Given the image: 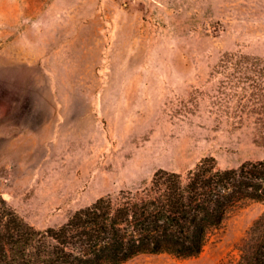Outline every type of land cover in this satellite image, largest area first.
Masks as SVG:
<instances>
[{
    "label": "rangeland",
    "instance_id": "1",
    "mask_svg": "<svg viewBox=\"0 0 264 264\" xmlns=\"http://www.w3.org/2000/svg\"><path fill=\"white\" fill-rule=\"evenodd\" d=\"M205 156L264 158V0H0V194L23 219L59 226ZM263 212L235 208L196 256L119 264H234Z\"/></svg>",
    "mask_w": 264,
    "mask_h": 264
},
{
    "label": "trees",
    "instance_id": "2",
    "mask_svg": "<svg viewBox=\"0 0 264 264\" xmlns=\"http://www.w3.org/2000/svg\"><path fill=\"white\" fill-rule=\"evenodd\" d=\"M221 61L255 66L262 60L229 55ZM252 201L264 202V158L221 168L205 156L185 172L159 168L148 184L100 196L56 227H35L0 194V264H119L142 253L192 257L231 211ZM238 249L234 264H264V212Z\"/></svg>",
    "mask_w": 264,
    "mask_h": 264
}]
</instances>
